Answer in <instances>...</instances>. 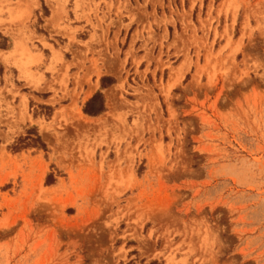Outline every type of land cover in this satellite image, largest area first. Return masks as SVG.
<instances>
[{
	"label": "rangeland",
	"instance_id": "obj_1",
	"mask_svg": "<svg viewBox=\"0 0 264 264\" xmlns=\"http://www.w3.org/2000/svg\"><path fill=\"white\" fill-rule=\"evenodd\" d=\"M0 264H264V0H0Z\"/></svg>",
	"mask_w": 264,
	"mask_h": 264
},
{
	"label": "trees",
	"instance_id": "obj_2",
	"mask_svg": "<svg viewBox=\"0 0 264 264\" xmlns=\"http://www.w3.org/2000/svg\"><path fill=\"white\" fill-rule=\"evenodd\" d=\"M100 88L105 87L112 83V78L108 76H101ZM103 111V98L99 90L93 92L89 98H87L82 106V112L87 116H95ZM26 147H36L45 149L44 144L41 142L39 135L34 131H26L24 136H19L16 141L8 146L13 152L19 151ZM47 183H51L52 176L50 173L46 175Z\"/></svg>",
	"mask_w": 264,
	"mask_h": 264
}]
</instances>
